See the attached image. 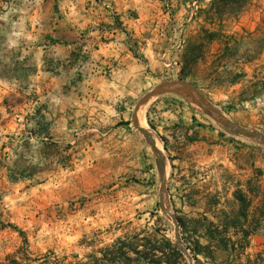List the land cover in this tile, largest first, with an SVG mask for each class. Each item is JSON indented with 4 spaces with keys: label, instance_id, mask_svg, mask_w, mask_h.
<instances>
[{
    "label": "rangeland",
    "instance_id": "rangeland-1",
    "mask_svg": "<svg viewBox=\"0 0 264 264\" xmlns=\"http://www.w3.org/2000/svg\"><path fill=\"white\" fill-rule=\"evenodd\" d=\"M0 223V263L141 228L264 264V0H0Z\"/></svg>",
    "mask_w": 264,
    "mask_h": 264
},
{
    "label": "trees",
    "instance_id": "trees-1",
    "mask_svg": "<svg viewBox=\"0 0 264 264\" xmlns=\"http://www.w3.org/2000/svg\"><path fill=\"white\" fill-rule=\"evenodd\" d=\"M177 221L182 228H185L182 220L177 219ZM0 224L3 226V223ZM160 232L154 229L147 233L144 229L134 228L111 242L95 248L100 242L101 235V232L97 231L92 237L82 240L81 243L85 247H91V252L81 258L72 255V259L68 260L67 257L58 258L48 253L31 259L24 251L18 250L6 256L0 264H32V262L34 264H188L184 251L178 244ZM245 234L246 237L249 235V233ZM210 239L215 240L214 237ZM183 240L186 249L207 256L205 250L209 245H200L198 241H189L187 237Z\"/></svg>",
    "mask_w": 264,
    "mask_h": 264
},
{
    "label": "bare ground",
    "instance_id": "bare-ground-1",
    "mask_svg": "<svg viewBox=\"0 0 264 264\" xmlns=\"http://www.w3.org/2000/svg\"><path fill=\"white\" fill-rule=\"evenodd\" d=\"M140 111H141V109L138 111V114H139ZM138 114H137V117H138ZM140 117H141L140 121H139L140 127L149 132L148 125H147V123L145 122V119H144V115L142 114V116H140ZM160 145H161L160 142L155 140V147H157V149L160 148Z\"/></svg>",
    "mask_w": 264,
    "mask_h": 264
},
{
    "label": "water",
    "instance_id": "water-1",
    "mask_svg": "<svg viewBox=\"0 0 264 264\" xmlns=\"http://www.w3.org/2000/svg\"><path fill=\"white\" fill-rule=\"evenodd\" d=\"M163 91V90H162ZM161 92V91H160Z\"/></svg>",
    "mask_w": 264,
    "mask_h": 264
}]
</instances>
